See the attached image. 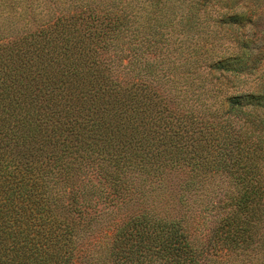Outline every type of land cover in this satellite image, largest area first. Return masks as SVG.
<instances>
[{
	"label": "trees",
	"instance_id": "obj_1",
	"mask_svg": "<svg viewBox=\"0 0 264 264\" xmlns=\"http://www.w3.org/2000/svg\"><path fill=\"white\" fill-rule=\"evenodd\" d=\"M206 2L19 0L25 23L0 26V264H205L181 215L128 213L155 184L215 210L219 257L260 241L264 95L222 112L199 78L231 58L166 50Z\"/></svg>",
	"mask_w": 264,
	"mask_h": 264
},
{
	"label": "rangeland",
	"instance_id": "obj_2",
	"mask_svg": "<svg viewBox=\"0 0 264 264\" xmlns=\"http://www.w3.org/2000/svg\"><path fill=\"white\" fill-rule=\"evenodd\" d=\"M209 2L200 3L199 8L192 9L196 16L186 27L188 32L175 36L176 41L166 50L173 54L172 57L181 54L193 58L196 56L202 60L207 59L209 63L231 58L229 62L232 63V67L240 69L239 72L234 75L229 73L223 78L220 77V72H210L203 65L202 77L199 78L206 88L215 85L219 95L216 107L223 104L220 107L223 112L227 110L226 99L229 96L240 93L264 95V0H211V3ZM190 9L186 8V11ZM21 10L19 0H0V26L3 23L5 26L8 23H17V20L22 26L25 19H17ZM232 16H236L235 23L230 22ZM220 19L225 20L220 22ZM144 50L150 53L146 48ZM177 63H180L179 60ZM219 90L222 92L219 93ZM89 170L88 177L91 178V173V179L95 181L96 174L94 176L93 170ZM176 178L178 177L172 176V179H175L174 182ZM155 185L158 190L153 192L146 202L142 201L143 204L131 203L128 213L147 207L163 214L181 215L193 232L197 247L206 252L209 250L205 257V264L209 263L207 259L211 260L212 264H264V245H262L264 230L258 238L260 241L253 246L252 250L237 256L225 246L219 257L213 248L215 242L212 244L210 242L213 221L217 218L215 210L213 214H210L202 212L200 208L182 207L176 197L175 186H169L161 191L159 185Z\"/></svg>",
	"mask_w": 264,
	"mask_h": 264
}]
</instances>
